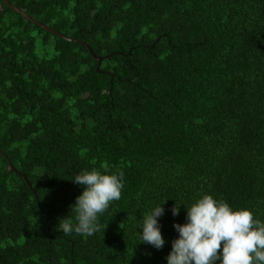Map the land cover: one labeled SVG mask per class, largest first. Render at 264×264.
Here are the masks:
<instances>
[{
	"label": "trees",
	"instance_id": "16d2710c",
	"mask_svg": "<svg viewBox=\"0 0 264 264\" xmlns=\"http://www.w3.org/2000/svg\"><path fill=\"white\" fill-rule=\"evenodd\" d=\"M7 1L78 42L0 0V151L18 171L0 154V264H168L204 195L264 222V0ZM102 165L121 199L99 232L65 235L71 180ZM161 205L157 249L139 242Z\"/></svg>",
	"mask_w": 264,
	"mask_h": 264
},
{
	"label": "clouds",
	"instance_id": "9594fccd",
	"mask_svg": "<svg viewBox=\"0 0 264 264\" xmlns=\"http://www.w3.org/2000/svg\"><path fill=\"white\" fill-rule=\"evenodd\" d=\"M101 167L103 171L93 168L71 180L84 190L70 206L75 222L72 218L60 221L59 227L65 235L75 232L92 236L99 232L102 227L99 215L113 201L121 199L123 171L108 174L107 166ZM163 205L143 215L139 243L163 248L165 240L158 221L165 211ZM172 212L178 216L180 205L176 203ZM187 221L174 225L179 238L172 242L168 264H216L217 261L220 264H264V222L257 219L251 209L234 210L227 202L204 195L187 207Z\"/></svg>",
	"mask_w": 264,
	"mask_h": 264
},
{
	"label": "water",
	"instance_id": "95a60500",
	"mask_svg": "<svg viewBox=\"0 0 264 264\" xmlns=\"http://www.w3.org/2000/svg\"><path fill=\"white\" fill-rule=\"evenodd\" d=\"M2 1H3V3H4L9 9H11V10H13V11L19 13L24 19H26V20L32 22L33 24L39 26L40 28H43L44 30H46V31H48V32H51V33H53V34L59 36L60 38H62V39H64V40L71 41V42H78L76 39H69V38H66V37H64L63 35H61L60 33H58L57 31H55V30H53V29H51V28H49V27H47V26H44V25L40 24L39 22H37V21L31 19V18L28 17L26 14H24L23 12H21L18 8L11 6L10 3H9L7 0H2ZM83 44H84V43H83ZM84 45L87 47V49H88L90 55L92 56V58L97 62V67H99V66H100V63H101L102 60H103V58H100V57H97L96 55H94V53H93V51L91 50V48H90L88 45H86V44H84ZM0 154L5 158V160L7 161V164L10 166V168H11L15 173H18V171H16V170L11 166L10 161L6 158V156H5L1 151H0ZM22 177H23V179L25 180V182L27 183V180H26L25 175H22Z\"/></svg>",
	"mask_w": 264,
	"mask_h": 264
}]
</instances>
